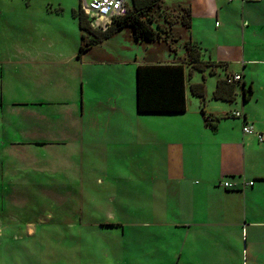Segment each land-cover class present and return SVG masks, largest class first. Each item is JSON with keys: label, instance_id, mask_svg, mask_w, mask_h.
<instances>
[{"label": "crops", "instance_id": "1", "mask_svg": "<svg viewBox=\"0 0 264 264\" xmlns=\"http://www.w3.org/2000/svg\"><path fill=\"white\" fill-rule=\"evenodd\" d=\"M161 1L163 6L152 11V17L162 38L145 41L141 56L133 52L140 40L132 28L127 32L128 27L80 52L82 30L75 15L80 7L66 11L46 2L33 15L35 41L28 58L26 52L0 60V193L20 186L25 192L50 194L53 185H60L61 190L55 189L62 193L60 220H70L65 223L71 231L56 240L63 248L73 242L75 252L81 251L89 225L114 230L111 241L123 239L138 223L150 235L155 232L156 244L142 253L110 246L105 264H264V141L256 133H264V100L259 102L244 65L239 70L240 60L264 63V57H247L245 47L247 37L264 28V0H228L227 7L219 0ZM4 3L0 0L2 17ZM184 5L191 9L188 30L181 23L179 7ZM208 24L221 26L220 35L239 32L243 44L214 40L207 34ZM85 39L95 36L87 33ZM188 40L197 45L202 61L222 62L225 67H214L213 72L210 67L193 68L185 46ZM6 63L13 67L8 76ZM22 64L21 80L27 66L23 89L16 71ZM140 64H183L185 111H137L135 70ZM187 68L190 76L195 69L217 78L207 81L204 75L202 81H191ZM226 72L241 74L243 86L249 83V99L241 106H235L237 95L232 102L213 97L218 78ZM198 82L205 84L204 105L190 88ZM239 92L244 94V87ZM202 109L219 118L215 127L207 124ZM237 110L254 133L243 131V118L232 115ZM54 155L61 158L60 176ZM73 177L80 178L75 188ZM100 177L112 178L113 194L129 197L146 191L152 200L150 220L157 228L147 220L117 217L107 202L104 213L109 215L100 219L97 210L105 203L94 205L96 198L88 196L82 179ZM92 180L99 185V179ZM224 181L229 186H223ZM130 185L134 190L128 189ZM23 206L29 209L33 202ZM73 208L75 216L69 212ZM63 248L59 259L70 258L71 250ZM146 253L151 261L143 258ZM83 261L68 264H86Z\"/></svg>", "mask_w": 264, "mask_h": 264}, {"label": "rangeland", "instance_id": "2", "mask_svg": "<svg viewBox=\"0 0 264 264\" xmlns=\"http://www.w3.org/2000/svg\"><path fill=\"white\" fill-rule=\"evenodd\" d=\"M172 1L173 0H167V2ZM227 1L228 0H219L218 3L227 7ZM235 1L236 0H233V2ZM46 2L53 3V8L57 9L60 7L66 11H69L71 6H75L78 9L81 5H83V0H5L4 17H2L3 15H0V43L5 44L4 47L3 45H0L1 61L3 59H7L8 57H13L15 53H18L23 57V54L27 52L28 58V55L32 50L31 43L33 40L35 41L33 38V36H35V29L32 27L31 23L33 15L35 16L36 12H40V9ZM162 2L163 1L161 0H159L158 3L155 2L153 8H161L163 6ZM176 5L177 4L174 3L173 8ZM130 6H132V3ZM2 18H4V23ZM217 21L223 25V20L219 19ZM126 29L128 33L131 32V27ZM221 30V26L215 27L214 25L211 26V24H208L207 34L214 40L218 38L226 41L227 43L241 42V44H243L241 38L239 39V32H226L223 35H220ZM258 30L259 31H257L256 35H249V38L247 37L248 42H246L245 45L247 57H264V28ZM120 38H122V36ZM145 44H147L145 41H140L138 45H134L135 48L133 49V52L138 56H141L145 51ZM253 46H256V49L251 50ZM178 48H180V45H178ZM178 52L181 53V50ZM173 57L175 56L172 55V58ZM240 63L241 67L239 66V70H242L244 65L243 73L247 74L248 81H250L252 77L256 95H258L257 97L259 102H261L264 100V63L258 61L253 62L254 64H248L247 61L241 60ZM22 67L23 64L16 67L19 80H21L20 70ZM9 68L12 69L13 67L6 63L5 69L7 71V76ZM189 71H191V69L187 68L186 73L188 77L190 76ZM25 72H27V66L23 72V78L20 81V83H22V89ZM219 72L223 73L221 69ZM192 74L193 75L189 77V80L191 81H195V79L202 81L204 79V75L208 78L207 81H215L217 78L216 75H211L208 71L200 72L193 69ZM224 75L225 73L223 76ZM6 81L7 83H10L9 79ZM246 83L248 86L249 83ZM239 87L240 86L238 85L237 98L235 101L237 105L235 106H241V104H243V98L242 94L239 92ZM253 104L259 108V103L255 102ZM235 106L234 109H240ZM255 111L257 112V109H255ZM52 157L53 155L51 154V158ZM54 161L55 170L58 172V176H60L63 171L61 158L58 159L54 155ZM18 163V166L21 167L22 163ZM7 172L8 171H6L5 174H7ZM78 179L80 178H71V181H73L71 184L72 187L75 188L74 183ZM82 179L87 182H85V184L88 186L85 185V189L89 192L87 193L88 196L91 195L96 198L94 205H102L105 203V206L97 210V215L101 216L100 219H104V217L109 215L108 213H104L107 212V210H105L107 202L111 206L110 211L115 213L117 217L125 218V220H147L151 223V228H157L156 223H152V220H150L152 214V200L146 191L140 192V194L131 193L132 195L127 197L128 194H113L111 192L112 186L110 187V182L112 178L100 177ZM92 179H99V185L94 184ZM88 180L90 181V184L88 183ZM90 185H94L96 188H94V186L91 187ZM52 188L53 189L50 190V194L42 192H25L24 190H26V188L23 190V187L21 189L20 186L13 187L12 192L0 193V264H51V262L54 264H68V260L77 261L79 259H84L83 262H86V264H105V261L109 259V257L105 256V253L108 252L110 246L111 248L119 249L123 246L124 250H129V253L131 254L132 251L142 253L143 251L148 250L152 243L156 244L157 237L155 232L153 231L154 234L150 235V231L147 230L145 232V227L141 223H138L132 226V232L127 233L123 239H114L112 241L111 237L114 230L102 229L94 226L90 227L89 225L86 226V232L82 240L83 242L81 243L82 248L80 252H75L74 247H72L73 242L71 241L66 242L65 248H63V246L61 247L63 242H59L54 239L55 232L60 231L59 226L61 223L69 222L70 220H60L63 219L60 215L61 208L60 212L58 211L62 193L55 189L61 190V187L60 185L59 187L57 185H53ZM128 189L134 190L132 185H130ZM92 192L94 193L91 194ZM47 195L49 196L47 197ZM145 197L149 199V201ZM30 202H33V206L31 208L27 209V206H23L25 203ZM121 205L126 206V208H121ZM88 208L89 205H87L86 213L89 211ZM131 211L134 216L130 218L129 213ZM69 212L72 213L71 216L77 215L74 208L69 210ZM101 212H103L104 215H102ZM87 216L89 217L88 214ZM149 238L156 239V241L149 240ZM134 240L148 241L134 242ZM62 248L71 250L70 252H72V254L70 258L63 256L59 259L58 253H61ZM17 250L20 251V254H17L16 256L14 253ZM143 258H145V261H151L149 253H146ZM154 260L158 261V258H154Z\"/></svg>", "mask_w": 264, "mask_h": 264}, {"label": "trees", "instance_id": "3", "mask_svg": "<svg viewBox=\"0 0 264 264\" xmlns=\"http://www.w3.org/2000/svg\"><path fill=\"white\" fill-rule=\"evenodd\" d=\"M158 0H131L132 6L129 8V13L122 18L114 20L113 24L105 31L97 30L90 24L88 15L84 12L82 7L75 10V15L78 17L79 26L82 30L83 43L79 47V51H85L88 46L104 38L111 37L120 29L131 27L133 29L134 37L140 41H154L162 38L161 30H157L153 26L152 11L158 8H153L154 3ZM181 23L187 30L191 27V9L188 5L180 6ZM95 36L94 40H86V34ZM190 61L193 68L204 70L210 67V71H214V67H225L222 62L202 61L199 58V49L197 45L190 40L185 42ZM196 55V57H195ZM234 73H225L224 76L219 77L216 82V88L213 92L215 99L234 101L237 95L238 85L244 87L243 94L244 101L249 98L246 91L249 87L242 83L241 79L228 82L226 77ZM191 91L198 96L202 105L206 100V91L204 82L192 83ZM136 108L140 113H160V112H183L186 110V93H185V71L183 64H140L136 67ZM207 124L215 127L219 119L212 114H206L202 109ZM65 222L61 223L58 232H55L56 237L62 232H69V227H66ZM20 251H16L14 255L17 256Z\"/></svg>", "mask_w": 264, "mask_h": 264}, {"label": "built area", "instance_id": "4", "mask_svg": "<svg viewBox=\"0 0 264 264\" xmlns=\"http://www.w3.org/2000/svg\"><path fill=\"white\" fill-rule=\"evenodd\" d=\"M130 0H83L81 5L84 12L90 19L93 28L101 31L107 30L118 18L125 17L129 13ZM232 1V0H229ZM228 82H234L241 79L238 73L231 74L226 77ZM233 116L242 117L244 121L243 131L245 133H254L253 126L246 121V117L240 111L232 112ZM260 141H264V133L256 132ZM223 186H229L228 181L222 182Z\"/></svg>", "mask_w": 264, "mask_h": 264}, {"label": "water", "instance_id": "5", "mask_svg": "<svg viewBox=\"0 0 264 264\" xmlns=\"http://www.w3.org/2000/svg\"><path fill=\"white\" fill-rule=\"evenodd\" d=\"M243 95V94H242Z\"/></svg>", "mask_w": 264, "mask_h": 264}]
</instances>
